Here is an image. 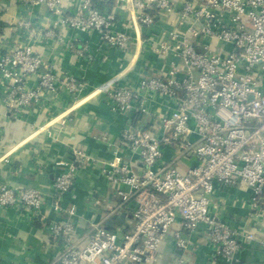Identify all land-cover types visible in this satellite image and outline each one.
<instances>
[{"label": "built area", "instance_id": "obj_1", "mask_svg": "<svg viewBox=\"0 0 264 264\" xmlns=\"http://www.w3.org/2000/svg\"><path fill=\"white\" fill-rule=\"evenodd\" d=\"M115 1L130 12L131 22L122 30L116 29L115 14L99 10L94 0H21L27 7L44 5L57 19V29L96 33L94 52L103 46L127 51L140 27L164 20L168 28L152 49L173 58L164 74L142 76L136 87L121 86L117 75L90 92L103 95L130 121L118 145L137 156L140 170L113 147L100 175L115 186L119 207L135 204L132 223L121 235L103 222L89 223L82 243L72 221L50 222V241L61 244L50 264H157L160 244L169 234L179 252L173 264H197L185 252L200 225L214 262L236 264L242 239L264 248V235L243 234L220 218L212 210V195L218 185L243 184L250 192L249 209L264 225V0H181L179 6L175 0ZM8 29L18 36L0 55V92L8 113L56 107L62 96L76 100L88 88L85 78L56 73L41 55L37 39L60 40L59 30L39 29L28 18ZM70 47L90 61L94 57L89 42ZM155 95L173 107L156 114L150 126H139L135 116L150 114ZM167 150L174 158L165 159ZM71 156L57 163L60 170L49 186L53 210L73 217L75 205L65 207L61 198L73 191L80 170L97 160L76 147ZM184 159L194 164L181 170L175 163ZM43 200L40 188L0 183V210L26 209L44 221Z\"/></svg>", "mask_w": 264, "mask_h": 264}, {"label": "crops", "instance_id": "obj_2", "mask_svg": "<svg viewBox=\"0 0 264 264\" xmlns=\"http://www.w3.org/2000/svg\"><path fill=\"white\" fill-rule=\"evenodd\" d=\"M107 1L110 3L103 5L101 11L114 13L116 29L122 30L131 22L129 10L115 0ZM122 2L127 4L125 0ZM175 2L179 6L182 1ZM65 5L69 6V2ZM21 18L31 19L39 29L61 32L63 37L60 40L55 37L37 39L41 55L53 65L56 73L83 77L88 82V88L76 100L64 95L56 107L35 106L16 115L7 112L0 92V183L40 188L44 192L41 208L44 221L26 209L12 207L0 210V264H50L61 250L60 243L50 241V222L72 221L82 243L88 237L89 223L103 222L108 230L118 235L127 232L132 223L135 204L129 202L119 207L115 186L100 175L101 163L111 156L113 147H117L119 154L140 170L137 156L118 145L119 136L130 121L126 115L113 111L103 95H90V92L117 75L121 86L136 87L142 76L164 74L173 58L171 55L159 56L152 49L163 40L162 32L168 28L164 20L152 28L140 27L138 38L133 40L127 51L103 46L99 52H94L99 43L96 33L62 26L57 29L54 25L57 19L44 5L27 7L21 0H0V55L7 45L18 42V36L10 33L8 28ZM132 35L135 37L134 32ZM84 42L93 46L91 61L85 55H77L70 47H78ZM104 56L106 60H103ZM172 107L169 99L155 95L149 105L150 114L139 120L138 125L150 126L156 114H167ZM62 120L65 121L62 123ZM73 147L80 148L97 162L84 166L78 173L73 191L61 198L63 206L73 204L76 207L75 216L70 217L53 210L54 192L49 184L60 170L57 163L71 159ZM173 155L172 150H167L165 159L170 160ZM175 164L185 170L194 164V160H176ZM249 196L250 192L243 184L232 188L218 185L212 195V210L243 234L254 233L261 237L264 225L262 219L249 209ZM110 209L114 211L109 213ZM107 221H110L108 225L105 224ZM205 231L203 225L198 226L192 234L193 245L185 256L197 264H218L204 239ZM159 252L157 264L176 261L179 252L171 234L163 239ZM236 258V264H264V248L242 239Z\"/></svg>", "mask_w": 264, "mask_h": 264}, {"label": "trees", "instance_id": "obj_3", "mask_svg": "<svg viewBox=\"0 0 264 264\" xmlns=\"http://www.w3.org/2000/svg\"><path fill=\"white\" fill-rule=\"evenodd\" d=\"M94 3L98 7V9L101 10L103 5L109 4L110 2L107 0H104V1L94 0ZM135 118L137 121L141 120V117L139 115H136Z\"/></svg>", "mask_w": 264, "mask_h": 264}, {"label": "water", "instance_id": "obj_4", "mask_svg": "<svg viewBox=\"0 0 264 264\" xmlns=\"http://www.w3.org/2000/svg\"><path fill=\"white\" fill-rule=\"evenodd\" d=\"M110 221H107L105 224L108 225ZM79 264H84L83 262L79 263Z\"/></svg>", "mask_w": 264, "mask_h": 264}]
</instances>
